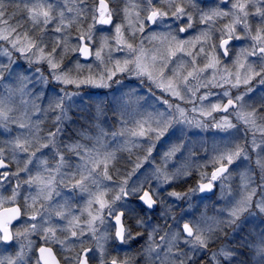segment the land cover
<instances>
[{"label":"snow or ice","instance_id":"1","mask_svg":"<svg viewBox=\"0 0 264 264\" xmlns=\"http://www.w3.org/2000/svg\"><path fill=\"white\" fill-rule=\"evenodd\" d=\"M0 264H264V0H0Z\"/></svg>","mask_w":264,"mask_h":264},{"label":"trees","instance_id":"2","mask_svg":"<svg viewBox=\"0 0 264 264\" xmlns=\"http://www.w3.org/2000/svg\"><path fill=\"white\" fill-rule=\"evenodd\" d=\"M135 247V246H134Z\"/></svg>","mask_w":264,"mask_h":264}]
</instances>
